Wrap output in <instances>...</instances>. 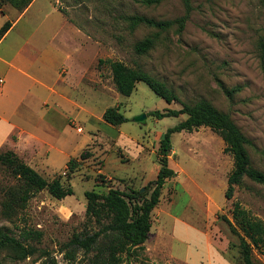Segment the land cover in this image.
<instances>
[{
  "label": "rangeland",
  "instance_id": "rangeland-1",
  "mask_svg": "<svg viewBox=\"0 0 264 264\" xmlns=\"http://www.w3.org/2000/svg\"><path fill=\"white\" fill-rule=\"evenodd\" d=\"M191 4L183 29L175 24L162 32L154 48L144 55L135 52V44L157 30L145 25L131 30L127 17L177 19L186 15L183 0H34L24 10L2 5L0 27L27 13L1 52L7 54L14 39H30L32 54L27 66L38 78L53 77L55 70H64L63 65L87 68L91 63L95 76L91 74L89 79L96 97L91 93L87 100L91 111L67 121L57 115L52 140L59 148L60 142L68 141L65 152L52 151L51 164L46 152L32 161L49 182L60 177L65 185H72L73 195L57 199L44 188L24 209H18L6 195V187L16 181L0 165V230L16 237L28 229L43 233L41 240H29L37 250L26 258H15L14 251L0 248V264H88L93 251L77 250L73 259L65 245L75 233L93 234L102 229L87 217L85 192L144 188L150 196L149 182L156 179L160 168L161 138L187 118L186 114L157 118L151 111L180 109L183 102L207 98L229 113L252 141L248 146L252 165L264 172V58L260 51L264 0H191ZM100 58L142 67L166 82L179 100L167 102L142 81L130 96L119 93L108 64L99 69ZM56 99L51 96L50 105L57 106ZM113 106L119 107L126 122L114 126L104 121V111ZM44 110L39 107L34 117H43ZM142 113L147 115L145 121H135ZM172 144L169 165L180 176L164 185L161 201L152 211L145 250L126 262L244 264L239 237L225 219L233 220V205L239 201L264 220V183L245 177L233 197L226 198L234 159L224 152L225 142L210 127L175 132ZM82 152L89 153L86 159L81 158ZM66 153L71 154L66 157ZM71 158L80 165L70 176L67 166ZM254 257L256 264H264V253L256 250Z\"/></svg>",
  "mask_w": 264,
  "mask_h": 264
},
{
  "label": "trees",
  "instance_id": "trees-1",
  "mask_svg": "<svg viewBox=\"0 0 264 264\" xmlns=\"http://www.w3.org/2000/svg\"><path fill=\"white\" fill-rule=\"evenodd\" d=\"M34 0H0L2 5L9 3L18 10H24ZM154 0H144L151 3ZM186 6V15L177 19L158 20L145 15H132L127 17L131 30L145 25L157 30L153 35L147 36L135 44V52L140 55L147 54L154 48L162 32L179 24L183 29L185 21L192 9L191 0H183ZM12 27V21L7 20L0 27V40ZM260 51L264 58V37L260 41ZM111 69L113 81L119 93L130 96L136 84L145 82L158 96L167 102L179 100L176 92L166 82L150 74L142 67H131L122 60L103 59L98 62L99 69L104 64ZM151 115L157 118L167 116H180L186 114L187 118L177 125L170 127L161 138L158 149V162L160 168L156 179L149 182L152 186L150 196L141 189L131 188L129 192L111 187L107 193L95 190L85 192L87 198V217L94 219L102 225L99 232L75 233L66 248L74 259L76 251L83 249L86 253L94 252L88 259V264H130L126 262L145 250V243L151 235L152 211L159 205L162 190L167 180L174 178L177 172L169 165V156L173 148L172 134L175 132H193L202 126L210 127L225 142L224 152L230 153L234 159V167L228 177V187L225 192L227 199L234 195L237 185H241L245 177L264 183V172L252 165L248 146L252 141L242 132L229 113L219 110L207 98H199L193 102H183L180 109L154 110ZM105 122L118 126L127 121V117L119 107H108L103 113ZM89 153L82 152L81 158L86 159ZM0 165L16 182L6 187V195L11 203L18 209H24L29 201L41 190L47 188L49 193L57 198L64 199L74 194L72 185H65L60 177L48 181L38 170L27 163L14 150L8 149L0 152ZM80 162L76 158L68 161L70 176L79 168ZM232 218L225 219L232 233L239 237L241 256L244 264H256L254 253L258 250L264 253V220L245 208L239 201H235ZM43 233L38 230H24L20 237L10 235L0 230V248L14 251L15 258H26L34 254L37 248L29 240H41Z\"/></svg>",
  "mask_w": 264,
  "mask_h": 264
},
{
  "label": "crops",
  "instance_id": "crops-1",
  "mask_svg": "<svg viewBox=\"0 0 264 264\" xmlns=\"http://www.w3.org/2000/svg\"><path fill=\"white\" fill-rule=\"evenodd\" d=\"M26 13L27 11H24L12 21V27L0 40V48ZM9 44L11 49L7 54L0 51V64L4 66L0 72V79L3 80L0 82V149L14 150L35 168L32 161H35L40 153L46 152L50 163L52 151L63 153V147L68 143L65 140L60 142L62 148H59L56 141L52 140L56 136L53 125L58 119L57 115L67 121L85 110L91 111L87 100L90 99L91 93L96 97V89L91 86L89 77L95 74L90 68L91 63H88L87 68L83 65H63L64 70H55L53 77L49 79L44 76L35 77L27 66V58L32 54L31 40L14 39ZM85 78L89 81L85 82ZM28 80L31 81L29 84ZM51 96H57V106L50 105ZM65 106L69 107L64 108ZM39 107L45 108L46 114L43 117H34L33 114L39 113ZM66 126L71 125L66 122ZM70 154L66 153V157ZM179 176L180 172L176 177ZM174 199L175 195L171 206Z\"/></svg>",
  "mask_w": 264,
  "mask_h": 264
},
{
  "label": "water",
  "instance_id": "water-1",
  "mask_svg": "<svg viewBox=\"0 0 264 264\" xmlns=\"http://www.w3.org/2000/svg\"><path fill=\"white\" fill-rule=\"evenodd\" d=\"M146 116H147L146 113H142V114L135 117V121L144 122L146 119ZM143 190H144V188L141 189V191H143Z\"/></svg>",
  "mask_w": 264,
  "mask_h": 264
},
{
  "label": "built area",
  "instance_id": "built-area-1",
  "mask_svg": "<svg viewBox=\"0 0 264 264\" xmlns=\"http://www.w3.org/2000/svg\"><path fill=\"white\" fill-rule=\"evenodd\" d=\"M3 80L2 79H0V82H2Z\"/></svg>",
  "mask_w": 264,
  "mask_h": 264
}]
</instances>
